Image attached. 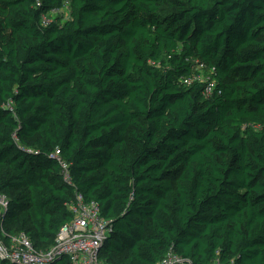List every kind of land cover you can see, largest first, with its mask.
<instances>
[{
	"label": "trees",
	"instance_id": "16d2710c",
	"mask_svg": "<svg viewBox=\"0 0 264 264\" xmlns=\"http://www.w3.org/2000/svg\"><path fill=\"white\" fill-rule=\"evenodd\" d=\"M77 194L104 264H264V0H0L3 229L47 253Z\"/></svg>",
	"mask_w": 264,
	"mask_h": 264
},
{
	"label": "built area",
	"instance_id": "2783aa9c",
	"mask_svg": "<svg viewBox=\"0 0 264 264\" xmlns=\"http://www.w3.org/2000/svg\"><path fill=\"white\" fill-rule=\"evenodd\" d=\"M57 10L55 13H58ZM47 25L49 20L43 18ZM66 181H70L69 165L61 160L60 151L55 153ZM9 201L0 196V261L12 264H49L57 257L67 256L71 264H104L100 259L101 249L111 233V221L101 215L96 202H86L77 194L75 201L69 205L73 215L72 221L64 225L49 252L34 248L32 241L25 234L10 236L3 229L2 218L5 216ZM160 264H192L172 251ZM213 264H220L214 262Z\"/></svg>",
	"mask_w": 264,
	"mask_h": 264
},
{
	"label": "rangeland",
	"instance_id": "374dc122",
	"mask_svg": "<svg viewBox=\"0 0 264 264\" xmlns=\"http://www.w3.org/2000/svg\"><path fill=\"white\" fill-rule=\"evenodd\" d=\"M55 15H63L66 18H68L69 17V11H68L67 8H65L64 10L56 13ZM197 71L199 72L200 79L202 81H205L206 82L208 80V75H209L208 70L205 67L202 66V67H198Z\"/></svg>",
	"mask_w": 264,
	"mask_h": 264
},
{
	"label": "water",
	"instance_id": "95a60500",
	"mask_svg": "<svg viewBox=\"0 0 264 264\" xmlns=\"http://www.w3.org/2000/svg\"><path fill=\"white\" fill-rule=\"evenodd\" d=\"M64 258H68L67 256H65ZM12 264V263H11Z\"/></svg>",
	"mask_w": 264,
	"mask_h": 264
}]
</instances>
